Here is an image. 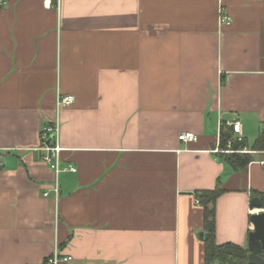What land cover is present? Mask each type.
Instances as JSON below:
<instances>
[{
  "label": "crops",
  "instance_id": "1",
  "mask_svg": "<svg viewBox=\"0 0 264 264\" xmlns=\"http://www.w3.org/2000/svg\"><path fill=\"white\" fill-rule=\"evenodd\" d=\"M4 1L0 264H44L55 245L67 264H205L195 193L218 184L217 244L247 248L263 154L235 171L216 150L226 122L250 146L264 126V0ZM59 95L75 97L59 145L77 172L56 201L39 148Z\"/></svg>",
  "mask_w": 264,
  "mask_h": 264
},
{
  "label": "trees",
  "instance_id": "2",
  "mask_svg": "<svg viewBox=\"0 0 264 264\" xmlns=\"http://www.w3.org/2000/svg\"><path fill=\"white\" fill-rule=\"evenodd\" d=\"M231 130L224 128L220 134L221 149H226L229 141H232L234 150L247 148L252 153L245 154H222V161L227 163L235 171H240L248 167L255 159L254 153H261L264 160V126L252 146L247 145L246 141L238 142ZM264 167V165H263ZM224 190L218 184L214 190L199 191L195 193L199 204L204 213V237L205 264H248L249 252L247 248L235 244H217L216 240V204L217 200L223 195ZM254 197H259L263 203L264 193H253ZM264 258V255H263Z\"/></svg>",
  "mask_w": 264,
  "mask_h": 264
},
{
  "label": "built area",
  "instance_id": "3",
  "mask_svg": "<svg viewBox=\"0 0 264 264\" xmlns=\"http://www.w3.org/2000/svg\"><path fill=\"white\" fill-rule=\"evenodd\" d=\"M61 3V0H43V6L45 9H52L55 6L59 7ZM0 4L5 5L6 1L0 0ZM231 18L227 15L222 16L220 18L221 25H230L231 24ZM75 103V97L71 95H59L57 98L56 103V110H57V117L54 119V121L47 122L40 133V148L39 150L43 152V161L46 165L49 166L51 171L54 173V182L51 188V192L56 198V201H58L60 196V175L64 171H70V172H77V169L68 167L66 169H62L61 166V154H62V148L59 145V135H60V117L59 114L62 110L71 107ZM228 129L231 130L234 135L236 136V140L238 142L244 141L243 135H242V125L240 122H226L222 125V127L219 129L218 136L220 138V134L222 129ZM179 141L183 143H192L197 142L198 137L194 133L186 132L179 135ZM232 141H229L226 149L222 150L218 148L216 150L217 153L220 154H245V153H252L247 148H243L241 150H234L232 148ZM261 165H264V160L260 162ZM0 168H2V164L0 163ZM44 196L47 198L49 196V193H45ZM199 202V201H198ZM72 260V257L70 255L63 254L60 250L58 245H55L54 250L52 254L44 261V264H67Z\"/></svg>",
  "mask_w": 264,
  "mask_h": 264
},
{
  "label": "water",
  "instance_id": "4",
  "mask_svg": "<svg viewBox=\"0 0 264 264\" xmlns=\"http://www.w3.org/2000/svg\"><path fill=\"white\" fill-rule=\"evenodd\" d=\"M250 208L260 212L254 213L250 217L252 230L249 233L247 244V250L249 252L248 264H264V209L261 198H252ZM203 237L204 233H201L200 238L203 239Z\"/></svg>",
  "mask_w": 264,
  "mask_h": 264
},
{
  "label": "rangeland",
  "instance_id": "5",
  "mask_svg": "<svg viewBox=\"0 0 264 264\" xmlns=\"http://www.w3.org/2000/svg\"><path fill=\"white\" fill-rule=\"evenodd\" d=\"M255 154H258V153H255ZM254 159H255V157H254ZM260 160H263V158L262 159H260ZM262 211V210H261ZM257 212H260V211H257Z\"/></svg>",
  "mask_w": 264,
  "mask_h": 264
}]
</instances>
